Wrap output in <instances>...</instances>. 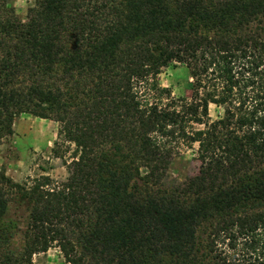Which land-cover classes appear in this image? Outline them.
<instances>
[{
	"label": "trees",
	"instance_id": "16d2710c",
	"mask_svg": "<svg viewBox=\"0 0 264 264\" xmlns=\"http://www.w3.org/2000/svg\"><path fill=\"white\" fill-rule=\"evenodd\" d=\"M14 17L0 0V144L26 114L77 156L61 182L0 171V220L14 190L30 207L0 264L52 247L66 264H264V0H32ZM175 65L190 100L159 84ZM194 145L198 173L163 189Z\"/></svg>",
	"mask_w": 264,
	"mask_h": 264
},
{
	"label": "rangeland",
	"instance_id": "374dc122",
	"mask_svg": "<svg viewBox=\"0 0 264 264\" xmlns=\"http://www.w3.org/2000/svg\"><path fill=\"white\" fill-rule=\"evenodd\" d=\"M9 2L15 13L14 18L25 20L32 0ZM158 79L162 87L170 89L174 98L191 99V91L187 87L188 78L183 67L175 65L165 68ZM209 115L216 120L222 115V109L210 105ZM13 131L14 134L0 144V171L5 172L14 183L27 187L41 176H49L56 182L67 178V166L77 156V152L73 144L59 138V125L56 122L22 114L15 119ZM196 149L197 145L192 148L181 146L173 155L162 182L163 189L172 188L198 173L200 163ZM29 209L27 200L14 190L8 213L0 220V256L10 252L18 253L22 249ZM31 264L66 263L60 250L52 247L46 253L34 255Z\"/></svg>",
	"mask_w": 264,
	"mask_h": 264
}]
</instances>
